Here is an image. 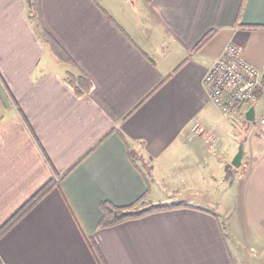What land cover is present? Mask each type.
<instances>
[{
    "label": "crops",
    "instance_id": "crops-1",
    "mask_svg": "<svg viewBox=\"0 0 264 264\" xmlns=\"http://www.w3.org/2000/svg\"><path fill=\"white\" fill-rule=\"evenodd\" d=\"M111 5L35 0L34 20L28 0H0V227L49 184L0 235V263L247 264L254 255L263 258L264 134L254 136L245 119L249 107L223 118L203 77L232 41L264 81V0ZM38 22L66 61L42 39ZM51 61L57 71L48 68ZM69 75L87 77L90 90L76 96ZM263 105L260 95L257 115ZM245 123L251 152L243 151L234 168L239 136L233 129ZM217 134H224L227 151ZM228 167L236 193L229 209L207 197L221 187ZM144 195L148 205L188 206L99 226L103 203L128 207ZM207 203L217 210L203 208ZM221 214L231 220L233 239L249 242L234 254Z\"/></svg>",
    "mask_w": 264,
    "mask_h": 264
},
{
    "label": "built area",
    "instance_id": "built-area-1",
    "mask_svg": "<svg viewBox=\"0 0 264 264\" xmlns=\"http://www.w3.org/2000/svg\"><path fill=\"white\" fill-rule=\"evenodd\" d=\"M208 99L225 119L236 118L244 107L255 105L264 95V81L260 71L242 57V48L229 42L216 57L203 77ZM256 133H264V105L255 113Z\"/></svg>",
    "mask_w": 264,
    "mask_h": 264
},
{
    "label": "trees",
    "instance_id": "trees-1",
    "mask_svg": "<svg viewBox=\"0 0 264 264\" xmlns=\"http://www.w3.org/2000/svg\"><path fill=\"white\" fill-rule=\"evenodd\" d=\"M28 6L29 9L31 10L30 12L32 19L36 20L35 19L36 16L34 15V12L36 10L35 0H28ZM36 28L38 29V32L40 33L42 39L45 42H48L52 45V49L57 54V56L61 60L66 61L67 58L65 57L63 52H61L58 49V47L55 46L49 35L41 28L39 22L36 23ZM203 40H205V38ZM67 80H68L67 82L72 86L76 96L78 97L83 96L91 88V82L87 77L83 75H77V76L69 75ZM226 176L227 177L231 176L229 167L226 171ZM146 184L149 187V183L147 182V179H146ZM48 189H49V184L43 187L42 189H40L35 195H33L2 227H0V235L4 233L14 222H16L26 211H28L37 201H39L47 193ZM144 198L145 195L141 197L138 201H136L134 204L128 207H117V206L109 205L107 203H103L102 204L103 215L99 223V226L110 227L128 220L139 219L141 217H144L146 215L155 212H161V211L188 206L184 202L159 203V204L148 205L147 203H145ZM93 251L97 256L98 254L96 250L94 249Z\"/></svg>",
    "mask_w": 264,
    "mask_h": 264
},
{
    "label": "rangeland",
    "instance_id": "rangeland-1",
    "mask_svg": "<svg viewBox=\"0 0 264 264\" xmlns=\"http://www.w3.org/2000/svg\"><path fill=\"white\" fill-rule=\"evenodd\" d=\"M109 1H110V4H112L113 6L116 7V6L119 5V1L120 0H100V2H102L103 4H106V2L109 3ZM44 63H45V59H44ZM56 65H58V64H56ZM56 65L54 63H52V61H51L48 64V68L51 69V70H56L57 71L58 70V67ZM59 66L62 67V65H59ZM4 112H5V108H4L3 104L0 102V116H3ZM250 130H251V127L248 126V123L240 124L237 129H235V128L233 129V134L235 135V133H237V137L239 136V143L238 144H234V147L236 145V147H235L236 148L235 149L236 152L238 150L239 145L242 144V148H243L244 153H246L247 155H250V152L251 151H249V148L247 150V144H246V141H245V138L248 139L249 136H250L249 134L252 133ZM263 134L264 133H256L255 132L254 136H262ZM216 136H218V138H219L218 139V142H220V144H219L220 150L223 151V152L227 151V148H228L229 143L228 144L226 143L224 134L223 135L217 134ZM256 140L257 139L255 137H252V142H254V144H256ZM252 148H254V146ZM229 167L231 168V166H229ZM234 178L235 177H233L232 175L230 177H227L226 174H225V176H224V182L221 185V187H219L217 185L214 188V191L209 192L207 194L208 199H210L211 201H213L212 199H216L218 197V201L216 199V202H218V203L221 202V204H224L225 207L229 209V205L231 204L230 203V199L232 197H233V199H235L234 203L236 202V196H235L236 193H234V191H233V193L230 192V187H229L230 184L232 183V181H234ZM215 196H216V198H215ZM197 203H198V201L197 202H194V204H197ZM213 204H214V201H213ZM211 206H213V205H210L209 203H207L203 208H210V210H217L216 209L217 208L216 207L217 205L215 206L216 208L215 207H211ZM220 219H221V222L223 224V230H224V232L227 235V239H226L227 240V243H228V245L230 247V250L234 254L235 251H236V248H238V245L240 246V243H241V245H244V244H247L249 242L246 241V240H244V239L243 240L241 239L242 241L234 240L233 237H232L233 235L231 236V234L229 232V230H230L229 229V224H230L231 220L229 222L228 216H224V214H221V218ZM238 230H239L238 231V234L241 235L240 229H238ZM258 249L259 248L256 247V250H258ZM260 251H261V249H260ZM256 259H257L256 258V255H254L253 258H252V260L251 261H248L247 264H264V256L261 259H258V260H256Z\"/></svg>",
    "mask_w": 264,
    "mask_h": 264
},
{
    "label": "water",
    "instance_id": "water-1",
    "mask_svg": "<svg viewBox=\"0 0 264 264\" xmlns=\"http://www.w3.org/2000/svg\"><path fill=\"white\" fill-rule=\"evenodd\" d=\"M245 119L251 123V125L255 126L256 125V119H255V108L254 105H251L248 110L245 113ZM243 154V148H242V144L239 145L237 153L235 154V156L233 157L232 161H231V165L234 168H238L241 164V157Z\"/></svg>",
    "mask_w": 264,
    "mask_h": 264
}]
</instances>
